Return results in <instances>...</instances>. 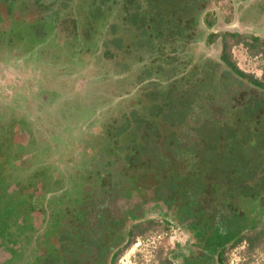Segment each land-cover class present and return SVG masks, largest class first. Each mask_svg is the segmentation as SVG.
<instances>
[{
	"label": "rangeland",
	"instance_id": "1",
	"mask_svg": "<svg viewBox=\"0 0 264 264\" xmlns=\"http://www.w3.org/2000/svg\"><path fill=\"white\" fill-rule=\"evenodd\" d=\"M34 1L37 0L11 1L9 15L0 11V158H10L7 169L0 167V191L4 190L7 201L17 203V214L21 215H31L36 204L34 200H22V191L28 189L33 196L41 195L37 201L42 215L34 218L40 227L29 221L10 233L11 238L27 242L24 264L38 262L33 255H40L66 213L78 209L85 181H92L97 173H109L106 187L111 196L107 201L116 214L131 215L128 211L139 197L129 195L117 182L121 171L117 160L121 159L106 163L112 153L115 157L120 153L117 148L125 137L115 136V127L133 109H143L150 100L156 101L149 99L151 94L167 95L168 77L190 73L198 60L207 57L221 62L226 43L230 59L264 82V0H209L196 20L203 37L195 44L197 53H183L181 49L173 63L177 68L168 65L163 57L162 62L153 63L151 52H147L153 43L149 35H163L155 32V25L149 22L141 29L129 21L130 14L146 0L108 1L106 11L97 17L98 11L93 16L87 11L91 1L73 0L78 8V18H73L80 21L77 39L68 35L69 29L72 36L78 31L74 20L67 23L68 31H60L53 17L42 18L46 31L36 36L34 28L41 25L40 19L30 20L27 14L35 7ZM41 2L38 6L47 13L56 4V0ZM147 6L145 3L141 11ZM209 34L212 36L206 42ZM165 35L163 42L168 41V36L175 37L171 32ZM257 37L260 41H256ZM240 83L196 100L187 120L198 125L230 115L252 96L264 93L256 87H241ZM185 124L180 138L196 139L198 135H192ZM24 144L27 145L22 148ZM26 153L31 154L25 157ZM114 192L119 195L113 196ZM146 197L150 199V195ZM150 202L152 208L129 223L127 231L134 223L137 225L131 238L122 240L113 264H183V257L190 253L188 229L165 215L160 204ZM3 208L6 209L2 206L1 212ZM14 218L15 214L9 215L8 221ZM263 229L264 221L247 231L251 240L231 246L225 263L264 264ZM28 252L31 258L26 256ZM6 255L4 248L0 259Z\"/></svg>",
	"mask_w": 264,
	"mask_h": 264
},
{
	"label": "trees",
	"instance_id": "2",
	"mask_svg": "<svg viewBox=\"0 0 264 264\" xmlns=\"http://www.w3.org/2000/svg\"><path fill=\"white\" fill-rule=\"evenodd\" d=\"M146 1V10L141 11L145 5L142 1L141 7L130 14L129 21L141 29L150 22L155 25V32L163 33L149 35L153 43L147 52H151L153 63L162 62L160 57H163L171 65L178 58V49L169 52L171 46L179 39L186 40L192 32L189 22L182 18V8L191 7L195 0ZM149 9L150 13H146ZM98 12L95 17L100 15ZM165 32L173 33L175 41L168 36L164 43L161 38H166ZM155 38L161 40L156 42ZM255 39L260 41V37ZM226 46L224 43L223 63L204 58L188 74L169 75L167 95L151 94L149 99L156 101L150 100L143 109L127 113L115 127V136H125L117 148L120 153L116 157L114 153L110 155V159H121L117 160L122 165L120 181L128 185L130 192L143 190L146 194L148 191L153 199L162 202L165 214L183 222L199 242L203 240V246L210 253L218 252L220 264H226L227 246L250 238L246 232L264 221V93L252 96L230 115L198 125L187 120L196 100L202 101L212 92L229 89L238 82L241 87L264 90V82L230 59ZM184 123L192 135H198L196 139L180 138ZM1 163L7 168V161ZM107 177L101 175L91 181L86 193L104 187L103 179ZM2 193L0 206L4 201ZM29 201L25 199L26 203ZM3 206L7 215L16 211L13 203L6 202ZM3 214L0 230L5 231ZM67 217L72 219L69 214ZM16 226L14 220L10 229Z\"/></svg>",
	"mask_w": 264,
	"mask_h": 264
},
{
	"label": "flooded vegetation",
	"instance_id": "3",
	"mask_svg": "<svg viewBox=\"0 0 264 264\" xmlns=\"http://www.w3.org/2000/svg\"><path fill=\"white\" fill-rule=\"evenodd\" d=\"M11 1L15 0H0V11L3 13L5 12L6 15H9V12H12V3ZM42 0L34 1V6L30 11L27 13L29 17H31L30 20L33 19L35 21L36 19H40L41 25H35V31L34 33L36 36H43L45 33V27L43 19L53 17V19H56L58 27L60 28V31L63 29H69L70 26L67 23H70L72 20H74V23L76 26H80V21L78 18V8L75 7V3L73 4V0H56V4L54 7H52L51 12L47 13L46 10L42 9L38 5H41ZM80 0H78L79 3ZM88 2L91 1V5H88L87 11L92 16L97 12L100 11V15L103 14L104 11L108 7H106V4L108 1L112 0H81L80 2ZM92 1H95L96 3H92ZM115 1V0H113ZM120 1V0H119ZM41 2V3H40ZM195 4H193L191 7L183 9V19L186 22H189V26L192 29V32H189L186 40L185 39H179L175 45L171 46L169 52L173 53L171 50H175L176 46L178 47V57L180 50L183 49V53L189 52L190 54H196L198 48L195 46V44L198 42L199 39H202V33H201V27L198 23H196V20H198L199 15L208 7L209 0H195ZM46 4V3H45ZM82 4V3H80ZM78 4V5H80ZM94 5V6H93ZM38 6V7H37ZM50 6V5H47ZM90 6V7H89ZM202 7V8H201ZM115 8V7H114ZM4 9V10H3ZM181 10H179V13ZM115 13V11H114ZM73 16H76L77 18H73ZM180 17V15H179ZM192 17V18H190ZM43 18V19H42ZM61 19V24H59V20ZM210 21L209 19L207 20ZM66 29V30H67ZM68 31V30H67ZM63 32V31H62ZM68 31V35L71 38H78L80 33V27L78 28V31L75 35L72 36V33L70 34ZM85 32H88L85 30ZM64 33V32H63ZM67 33V32H65ZM210 34L207 36V41L209 40ZM111 39H107V41L110 42ZM165 43V41H164ZM181 45V47H180ZM175 47V49H174ZM116 49V48H115ZM223 54V53H222ZM210 60V57H207ZM221 63L222 62V55H221ZM201 60H198V62ZM217 61V60H214ZM197 62V63H198ZM220 62V61H217ZM195 64V63H194ZM27 144H24L22 148ZM11 160L13 158L11 157ZM116 159L113 157V159L109 158L106 163L114 162ZM0 161H7L5 165H8V161H10V158L8 155L4 156L3 158H0ZM119 164V163H118ZM120 175L117 178V182H120L121 187L124 189L126 188L129 193V195H132L133 197H139V202L131 208L130 212L131 215H117L116 209H113L110 204H108V198H110L111 193L107 189L106 185L109 184V173H102L98 174L93 179H97L98 176L101 175H107L105 180L106 183L104 184V187H101L97 190H92L93 192L90 194L86 193V190L89 188L87 187L90 182L86 183L85 181V189L84 191V197L82 199V202L79 204L75 211L70 213H66L65 217L60 221L56 232L53 235H50V240L48 244H44L42 247V252H40V255L38 253L34 254L33 258H38V262H35L34 264H113L115 261L116 256L118 255V252L120 251V248L122 247V240L129 236V239L131 238V234L133 233L134 227L137 225V223H134L130 230L127 231V227L129 223L134 221L135 218L139 217V213L146 214L145 212L150 210L152 208L150 206V201H155L156 203L160 204L164 208L165 206L162 202L153 199L150 196V199H148L146 196L149 195V192L147 191L146 194H143V190L140 191H129L128 185L124 181H120L121 178V172H122V165ZM0 167L4 170V165L1 163ZM8 167V166H6ZM7 169V168H6ZM104 177V176H103ZM8 177H6L7 179ZM92 180V181H93ZM120 187V188H121ZM9 190V189H8ZM121 190V189H120ZM2 193V197H4V201L2 202L1 207L4 203L11 202L9 199L7 201V196L5 195L4 190ZM118 192H114L113 196H118ZM146 195V196H145ZM38 195H32L31 192L29 193L28 189H25L22 191L20 198L25 201V199H30V201L34 200L36 202L35 207L33 209V213L31 215H21L20 213L17 214V203L14 204L16 206L15 211V218L13 220H16L17 227H23L27 225L29 221L34 222L37 224L38 227L40 225L38 222H35L34 218L36 215H38V219L40 218L39 215H42L40 212V197L37 198ZM29 201V202H30ZM83 204V205H81ZM6 205V204H5ZM4 209V208H3ZM4 213V222L6 227L5 231L4 228L0 230V251L4 250L6 248L7 250V258L0 259V264H24L25 262V247L26 244L23 240H18L13 236L11 233V225H13V222L10 223L8 221L9 215H7L6 209H4L3 212L0 210V217L1 214ZM68 214L72 216V219H69L67 216ZM167 215V214H165ZM169 216V215H167ZM170 217V216H169ZM178 220L177 217H172ZM22 221V222H21ZM181 222L180 220H178ZM8 222V223H7ZM183 224V222H181ZM184 227H186L183 224ZM2 227V226H1ZM186 229H188L186 227ZM190 234V243H189V249L190 253L188 255H185L183 257V264H220L218 261V252L216 254H212L209 252L208 248L204 247L203 240L199 242L197 237H194L193 231L188 229ZM129 233V234H128ZM18 241L17 242L15 241ZM130 241V240H128ZM129 243V242H128ZM14 244V245H13ZM17 244V245H16ZM16 245V246H15ZM19 245V246H18ZM24 248V249H23ZM230 248V246H227V250ZM227 253V251H226ZM9 254V255H8ZM181 254V253H179ZM23 256V258H21ZM27 257L31 258V254L28 252ZM26 257V259H27Z\"/></svg>",
	"mask_w": 264,
	"mask_h": 264
}]
</instances>
